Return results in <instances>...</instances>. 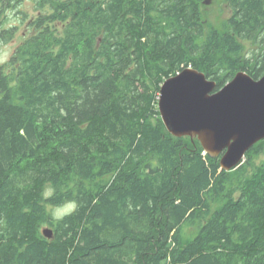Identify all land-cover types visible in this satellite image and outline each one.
<instances>
[{
    "label": "trees",
    "instance_id": "16d2710c",
    "mask_svg": "<svg viewBox=\"0 0 264 264\" xmlns=\"http://www.w3.org/2000/svg\"><path fill=\"white\" fill-rule=\"evenodd\" d=\"M203 1L54 0L0 65V264H264V140L225 172L158 112L184 69L215 92L264 75V0H225L219 28Z\"/></svg>",
    "mask_w": 264,
    "mask_h": 264
},
{
    "label": "water",
    "instance_id": "95a60500",
    "mask_svg": "<svg viewBox=\"0 0 264 264\" xmlns=\"http://www.w3.org/2000/svg\"><path fill=\"white\" fill-rule=\"evenodd\" d=\"M215 86L203 73L184 69L160 87L158 112L171 136L197 139L204 153L219 158L221 170L229 172L264 140V75L253 80L240 71L219 91ZM42 234L50 239L53 232L43 229Z\"/></svg>",
    "mask_w": 264,
    "mask_h": 264
},
{
    "label": "rangeland",
    "instance_id": "374dc122",
    "mask_svg": "<svg viewBox=\"0 0 264 264\" xmlns=\"http://www.w3.org/2000/svg\"><path fill=\"white\" fill-rule=\"evenodd\" d=\"M209 1H210L209 5L203 4L202 16L209 25L215 28H219L221 27L223 22L230 16V11L227 7L225 0H209ZM32 9H33L32 5L27 3L19 8L18 11L20 12L9 13L6 14L5 17H2L4 18L2 22L4 23V25L6 24L4 28L11 27L14 25L15 26L18 25V28L13 33L14 36L12 40H9V42L7 41L0 42V65H4L5 63H7L10 57L12 56L14 50L22 43L24 39L23 34L26 32V26L28 24L27 21L28 19H31L35 15V11H33ZM3 15L4 14H2V16ZM23 17L25 18L24 21H22ZM242 45L246 57H250L251 53L256 52L257 48H255V46L251 42L244 41L242 42ZM263 160H264V156L260 157L259 159H255L254 162L255 164L258 165ZM182 231H183V236L186 239H188L190 238L193 230L190 227L185 226L183 227Z\"/></svg>",
    "mask_w": 264,
    "mask_h": 264
},
{
    "label": "flooded vegetation",
    "instance_id": "af4514ba",
    "mask_svg": "<svg viewBox=\"0 0 264 264\" xmlns=\"http://www.w3.org/2000/svg\"><path fill=\"white\" fill-rule=\"evenodd\" d=\"M53 1L54 0H13V2L12 1L10 2L11 4H9V6H6V7L3 8L4 9V12L2 14H4V15L2 17H5V15L6 14H9V13L20 12L18 10L24 4H27V3L31 4L32 7H33L32 10L35 11V15L31 19H28L27 18L28 19V21H27L28 24L26 26V32L23 34L24 39H27L33 33V23L36 22V20L39 17H41L43 14H46V13L49 12V9L51 8V3ZM2 19L4 20V18H2ZM24 20H25V18L23 17L22 18V21H24ZM3 25H4V23H3ZM52 25L57 26V23L54 22V23H52ZM4 26H6V24ZM11 28H14V32H15L16 29L18 28V25H16V26L14 25V26H11V27H7L6 29L9 30ZM13 36H14V34H13ZM7 42H9V41H7ZM16 49L14 50L13 54L15 53Z\"/></svg>",
    "mask_w": 264,
    "mask_h": 264
},
{
    "label": "clouds",
    "instance_id": "9594fccd",
    "mask_svg": "<svg viewBox=\"0 0 264 264\" xmlns=\"http://www.w3.org/2000/svg\"><path fill=\"white\" fill-rule=\"evenodd\" d=\"M53 194H54V189L51 186L47 187L45 191L42 193L44 199H48L52 197ZM77 207L78 205L75 200H66L65 202H63L62 204L58 206L50 207L48 211L51 217L55 221H61L65 217L74 214L75 211L77 210Z\"/></svg>",
    "mask_w": 264,
    "mask_h": 264
},
{
    "label": "bare ground",
    "instance_id": "6f19581e",
    "mask_svg": "<svg viewBox=\"0 0 264 264\" xmlns=\"http://www.w3.org/2000/svg\"><path fill=\"white\" fill-rule=\"evenodd\" d=\"M179 74V73H178ZM174 77V76H173ZM164 83V82H163ZM162 86V85H161ZM159 97V96H158ZM162 122V121H161ZM248 152V151H247ZM246 155V154H245ZM45 229H49V228H45ZM50 230V229H49ZM53 235V234H52ZM51 239V238H50Z\"/></svg>",
    "mask_w": 264,
    "mask_h": 264
}]
</instances>
